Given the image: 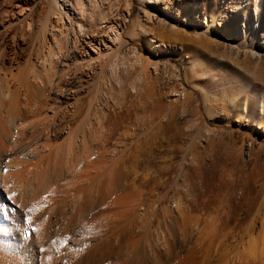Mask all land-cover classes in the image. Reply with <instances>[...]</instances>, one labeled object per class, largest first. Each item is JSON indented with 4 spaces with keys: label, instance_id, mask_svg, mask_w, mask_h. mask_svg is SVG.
I'll return each mask as SVG.
<instances>
[{
    "label": "rangeland",
    "instance_id": "1",
    "mask_svg": "<svg viewBox=\"0 0 264 264\" xmlns=\"http://www.w3.org/2000/svg\"><path fill=\"white\" fill-rule=\"evenodd\" d=\"M125 1L103 5L109 22L96 21L99 38L111 33ZM130 3L132 17L150 9L173 28L147 22L148 33L118 53L101 45L100 53L90 56L83 44L71 48L65 60L55 53L51 31L43 29L37 14L46 10L47 0H0V82L22 93L18 98L25 102L19 71L35 68V75L49 81L42 87L32 80L38 93L31 91L33 99L43 105L38 115L21 107V120L12 114L9 120L0 106V146L7 149L0 147V154L17 149L14 138L31 139L27 130L17 135L22 127L16 121L29 124L37 116L57 129L49 145L63 144L42 172L65 184L68 208H63L71 210L64 211L65 219L49 216L52 233L68 224L56 232L67 236L58 234L65 240L43 246L29 222L27 229L22 223L27 212L21 200H30L34 188H25L23 195L13 187L10 196L0 185V249H9L15 260L18 256V264H264V0H170L167 8L156 4L154 9L145 0ZM79 126L86 136L71 141L67 136ZM69 146L76 154L66 155ZM52 165L56 172L62 166L58 180ZM74 186H81L80 193ZM100 229L111 234L105 238Z\"/></svg>",
    "mask_w": 264,
    "mask_h": 264
},
{
    "label": "bare ground",
    "instance_id": "2",
    "mask_svg": "<svg viewBox=\"0 0 264 264\" xmlns=\"http://www.w3.org/2000/svg\"><path fill=\"white\" fill-rule=\"evenodd\" d=\"M40 0H35V3H39ZM109 1V0H108ZM128 5H126L125 8H123V11H119L118 12V16L117 18L115 19L114 21V25L112 26L111 24V27H109V25L107 27H109V32L111 31V33H107V36L104 38V39H101L98 37L99 35V32L102 31L101 27L98 25V23L96 22L98 19L102 18L104 19L103 22H109L107 20V13H109V11H104L103 9V5L106 4L107 0H47V8L46 10H39V12H37V14H40V18L42 19L41 23H42V27H44L43 29L46 30L49 28V30L51 31V34H52V45L53 47L56 48L57 53L58 54V57L61 58V57H64L67 56V53H69L68 51L71 49V48H74L77 47L78 45H83V44H86L89 49L88 50V54L90 56H93L92 55V52L93 54H97V53H100V50H101V45H103L107 50H110V52H116L118 53V51L123 48V47H126L128 45H130L132 43V41L134 40L135 36H138V35H142V34H147L148 33V29H147V26H146V23L148 22H153L155 21V23H157V25L159 26H172L173 28V25H171L169 22H168V19H163V17L159 16V14L156 12V11H151L150 9H145V11H143V16H139L137 15L136 17H132V3H130V1L132 0H126ZM125 1V2H126ZM148 4H149V7L150 8H153L156 6L157 4V8H159L160 4H164L165 8H167V2H169L170 0H163V3L159 2L160 0H145ZM153 1H156L157 3L155 4ZM180 1H183V0H180ZM256 1V0H255ZM159 2V3H158ZM258 2V1H257ZM109 3V2H108ZM110 4V3H109ZM36 5V4H34ZM125 5V4H124ZM247 6V5H246ZM34 8V6H33ZM37 9V8H36ZM45 9V8H44ZM6 10V9H5ZM106 10V9H105ZM21 11V10H20ZM19 11V12H20ZM32 11H34L32 9ZM54 11V13H52ZM22 12V11H21ZM25 12V11H24ZM42 12V13H41ZM15 13V12H14ZM26 13V12H25ZM19 14V13H18ZM21 14V13H20ZM15 16V15H14ZM1 17V16H0ZM3 17V16H2ZM25 17V16H24ZM35 17V16H34ZM39 17V16H37ZM144 18L143 19H141ZM19 18V17H18ZM26 18V17H25ZM3 19V18H2ZM39 19V18H38ZM100 19V20H102ZM24 20V18L21 19L20 22H22ZM26 20V19H25ZM31 20V18H30ZM37 20V19H36ZM172 19H170L169 21H171ZM3 21V20H2ZM39 21V20H38ZM144 21V22H143ZM19 22V20L17 21ZM25 23V21H23ZM32 22V21H31ZM35 22V21H34ZM102 22V21H101ZM15 23V22H14ZM39 23V22H38ZM150 24V23H149ZM14 25V24H13ZM29 25H30V22H29ZM39 25V24H38ZM4 26V25H3ZM104 26V25H103ZM102 26V27H103ZM48 27V28H47ZM11 28V27H10ZM39 28V27H38ZM46 28V29H45ZM111 28V30H110ZM9 29V28H8ZM11 30V29H10ZM104 30V29H103ZM40 31V30H39ZM43 31V30H41ZM46 36V35H45ZM37 41V40H36ZM151 41L153 43H158V41H156L155 38L151 39ZM160 44H157V46H159ZM52 47V46H50ZM135 48V46H133ZM40 48V47H39ZM79 49V48H78ZM39 50V49H38ZM50 50V49H49ZM55 51V49H52V51ZM40 51V50H39ZM38 51V52H39ZM78 51V50H77ZM132 53L133 55L136 54V51L132 48ZM4 52V51H3ZM36 52V51H35ZM38 52L36 54H38ZM72 53V51H71ZM73 53L76 54V52H74L73 50ZM51 54V52H50ZM49 54V55H50ZM112 54V53H111ZM138 54V53H137ZM136 54V56H138ZM2 55V54H1ZM72 55V54H71ZM78 54L74 55L75 57L77 56ZM142 55V54H141ZM141 55L139 56L141 58ZM73 56V55H72ZM3 57V56H2ZM55 57V56H54ZM57 57V56H56ZM67 57H70V56H67ZM78 57V56H77ZM50 58V57H49ZM48 59V58H47ZM56 59V58H55ZM73 59V58H71ZM77 59V58H76ZM3 60V59H2ZM39 60V59H38ZM52 60V59H51ZM57 60V59H56ZM66 60V58H65ZM143 60V59H142ZM141 60V62H142ZM47 61V60H46ZM45 61V62H46ZM28 62V61H27ZM144 62V61H143ZM49 63H51L49 61ZM56 63V62H55ZM58 63V62H57ZM27 64V63H26ZM34 64V63H33ZM43 64V63H42ZM48 64V63H47ZM37 66V65H36ZM53 66V65H52ZM33 67V66H32ZM54 67V66H53ZM51 67V68H53ZM41 68V67H40ZM50 68V67H49ZM7 69V68H6ZM21 69V68H20ZM25 70V68H23ZM35 68H33L32 70H34ZM56 69V68H55ZM16 70V69H15ZM24 70H21L19 71V78H17V83H18V86H21L20 89H24V95H25V102H22V106H21V102L18 98V96H20L21 94L18 93V91L16 90H11L12 88H6L4 86L5 82L1 83L0 82V106L6 110L9 115L7 114V119L10 118V114H12V118L13 116L17 118V116L19 115V111H21V107L24 108L28 115L31 114L32 117L33 115H38L39 114V111H40V108H42L41 104H38L40 101L37 102V100L35 99H38V98H35L33 99L34 97V94H31V91H34L35 89V85H32V83L36 80L42 87H44L45 85H47L49 83V81L45 78V77H41L37 74L36 75L34 74V72H32V70L30 71V68L28 71L30 72H26ZM4 71V70H2ZM7 71V70H6ZM14 72V71H13ZM12 72V73H13ZM36 73V72H35ZM51 73V72H50ZM5 74V73H4ZM11 74V73H10ZM13 75V74H12ZM18 76V75H17ZM3 77V75H2ZM12 77V76H11ZM15 79V78H14ZM49 79H51V77L49 76ZM53 79V78H52ZM5 80V79H4ZM11 80V78L9 79ZM32 80H34L32 82ZM0 81H1V75H0ZM52 81V80H50ZM12 82V81H11ZM36 82V83H37ZM10 84V83H9ZM38 84V85H39ZM95 84V83H93ZM8 85V83H7ZM11 85V84H10ZM9 85V87H10ZM97 84H95L96 86ZM32 86L35 88L33 89ZM48 86V85H47ZM40 87V86H39ZM33 89V90H32ZM46 88L42 89L43 91H45ZM37 90H35V93L38 94L36 92ZM41 92V91H40ZM33 93V92H32ZM42 94V93H41ZM33 95V96H32ZM36 97V96H35ZM41 99V97H40ZM43 101V99H42ZM45 102V101H44ZM44 104V103H43ZM45 105V104H44ZM90 107V106H89ZM1 108V109H2ZM75 108H78L77 106ZM73 109V108H72ZM79 109V108H78ZM89 109V108H88ZM3 110V111H4ZM25 110H22L24 114V111ZM71 110V109H70ZM74 110V109H73ZM90 110V109H89ZM42 111V109H41ZM73 112H76V109L75 111ZM2 113V112H1ZM41 113V112H40ZM89 112H87V116H89L88 114ZM21 114V115H22ZM80 114V112H79ZM45 116H43L44 118L46 117V114H44ZM52 115V114H51ZM54 115V114H53ZM53 115H52V118H53ZM59 115V113H58ZM65 115V114H63ZM78 115V113H77ZM50 116V115H49ZM55 116V115H54ZM79 116V115H78ZM3 117V116H2ZM1 117V118H2ZM9 117V118H8ZM19 117V116H18ZM23 117V116H22ZM21 117V118H22ZM26 117V116H25ZM24 117V118H25ZM31 117V116H30ZM29 117V118H30ZM35 117V116H34ZM73 117V116H72ZM37 120H34V121H31L29 124H24L22 125L23 123L21 122H18L16 121L15 119V124L18 125V129H19V126L21 130L17 131L18 134L17 135H20V134H24L25 133V130H27L29 133H30V136H31V139L25 143H23L22 141V137L20 138L21 142H16L15 140H17L16 138H14V140L12 139V142H13V145L17 146L14 151L11 150V148H9V150L7 151L8 153H3L0 154V185H2L4 187V191H5V194L6 195H10L12 194V188L15 187L14 189L18 188L20 191H24L25 188H34V193L30 195L31 198H29L30 200H21L22 201V205L24 206L26 212H27V215H26V218L25 220L23 219L22 223L24 224V226L26 227L27 229V226H26V221L29 222V225L31 226L33 232L36 234H38V239L41 240V242L43 243V246L44 244L46 245V241H50L53 242V246H56V243H58L57 241L60 239H64L65 238L63 237L65 234H60L62 232V228L65 227V224L64 227L60 229H55V231L52 233V228L50 229V225L51 223H49V220H51V218H49V216L51 217V215L55 218L59 217L60 219L62 217H64V215L66 213H64V211L66 212L67 210H64L63 207H67L66 205L64 206V203H65V199L64 198V195H65V192H66V188L67 187H64V185L62 184V182H55L54 178H52L54 181L52 182L51 180H48L46 179L47 176L45 175V173H43L42 171H44L43 169L47 170L49 168V161L51 160V156H52V153L54 155V152H57L58 151V148L60 149L61 148V145L63 144H60V143H57L59 145H57L56 147L54 146V148L52 147V145H49V143L52 141L50 140L49 141V136H53L55 137L54 135L57 133V129H52L49 125L46 126L45 123H42V120L39 119V117H37ZM35 118V119H36ZM48 117L45 118V120L47 119ZM74 118V117H73ZM4 119V118H3ZM2 119V120H3ZM6 119V120H7ZM20 119V117L18 118ZM54 119V118H53ZM88 119V118H87ZM11 120V119H9ZM21 120V119H20ZM26 120V118H25ZM8 121V120H7ZM22 121H23V118H22ZM85 121V119H84ZM11 121H9V124H10ZM13 123V122H12ZM87 123V122H86ZM2 125V124H1ZM7 125V124H6ZM14 125V124H12ZM82 125V124H80ZM3 129L5 128L4 125L2 126ZM14 127V126H13ZM16 127V126H15ZM83 127V126H82ZM84 128V127H83ZM2 130V129H0ZM90 130V129H89ZM9 133H7V132ZM91 131V130H90ZM5 132L7 134H9L8 136H10V130H9V127H8V130H5ZM4 132V133H5ZM24 132V133H23ZM2 133V134H4ZM6 134V136H7ZM16 134V133H15ZM11 135H14V134H11ZM25 135V134H24ZM23 135V136H24ZM79 135H81L82 137L86 136L84 130H82V128L77 127L73 132H71L67 138H71V141L73 140H77V139H73V138H77ZM87 135H88V132H87ZM21 136V135H20ZM80 136V137H81ZM13 137V136H12ZM11 137V138H12ZM88 137V136H87ZM85 137V138H87ZM2 138V137H1ZM8 138V137H7ZM19 138V136H18ZM25 138V137H23ZM41 138H44L45 142H42L40 141ZM29 139V138H28ZM83 139V138H82ZM1 140V139H0ZM9 140V139H7ZM19 140V139H18ZM17 140V141H18ZM23 140H26V139H23ZM42 140V139H41ZM68 140V139H67ZM66 140V141H67ZM79 140V139H78ZM84 140V139H83ZM87 140V139H86ZM40 141V142H39ZM65 141V142H66ZM85 141V140H84ZM64 142V143H65ZM77 142V141H76ZM74 142V143H76ZM86 142V141H85ZM1 143L3 144V139L1 141ZM50 143V144H51ZM72 143V142H71ZM83 143V142H82ZM68 145H70L69 141L67 143ZM67 144L65 146H67ZM81 144V143H80ZM252 144V143H251ZM1 145V144H0ZM6 145V144H5ZM75 145V144H73ZM64 146V145H63ZM62 146V149L64 148ZM72 147V145H70ZM70 146L69 148L67 147V152H66V155L68 153V156H70V154L72 155V153H75L76 154V151L74 152L72 149H70ZM76 146V145H75ZM89 146V145H88ZM2 147V146H0ZM4 147V146H3ZM2 147V149L5 151L7 149H4ZM8 147V146H7ZM78 147H79V143H78ZM73 148V147H72ZM76 148V147H75ZM1 149V148H0ZM1 149V151H3ZM61 149V150H62ZM66 149V147H65ZM68 149H70V151L72 150L73 152L69 153ZM87 149V148H86ZM64 150V149H63ZM62 150V152H63ZM75 150V149H74ZM25 152V153H24ZM65 152V151H64ZM1 153V152H0ZM19 156H15V155H18ZM59 155L61 154L60 151L58 152ZM14 154V156H12ZM77 154H79L77 152ZM64 155V156H66ZM58 155L55 154V157H57ZM68 156L66 159H68ZM77 156V155H76ZM74 154H73V157L75 158L76 157ZM55 157H53L56 161L58 159H60L58 157V159H56ZM71 157L69 160L71 162V160H73ZM81 157V155H80ZM61 158H62V154H61ZM65 158V157H64ZM77 158V157H76ZM81 159V158H80ZM68 160V161H69ZM76 160V159H75ZM74 160V163H76ZM82 160V159H81ZM54 161H51L53 162L52 164H56L57 166V163H54ZM59 161V160H58ZM61 161V160H60ZM59 161V163H60ZM65 161V160H64ZM50 162V163H51ZM73 162V161H72ZM62 163V161H61ZM74 163L72 166H74ZM79 163V161H78ZM53 165H52V169H53ZM60 165V164H58ZM66 165V164H64ZM67 166V165H66ZM65 166V168H66ZM80 166V165H79ZM61 167L62 166H59L58 167V172H56V168L54 166V169L55 170V173H58L56 175L57 177V180L60 178V174H61ZM70 167V166H69ZM63 168V169H65ZM71 168V167H70ZM75 169V168H74ZM82 169V168H81ZM66 170V169H65ZM53 172V171H51ZM65 172V171H64ZM74 172V171H73ZM82 172V171H81ZM42 173V177L43 178H40L39 175ZM47 173V172H46ZM63 173V172H62ZM79 173H80V170H79ZM52 176H54L52 173H51ZM82 175V174H81ZM46 176V177H44ZM76 176V175H75ZM63 177V176H62ZM51 178V177H50ZM75 178V177H74ZM80 178V177H79ZM65 179V178H63ZM62 179V180H63ZM81 180V179H79ZM64 181V180H63ZM83 181V180H82ZM36 182V183H34ZM3 183V184H2ZM73 183V182H72ZM74 183H79V182H74ZM111 183V182H110ZM67 184V183H66ZM82 184V183H81ZM69 185V183L67 184ZM73 185V184H71ZM75 185V184H74ZM82 186V185H81ZM81 186L79 187H76V190L79 191L81 190ZM73 187V186H72ZM74 188V189H75ZM78 188V189H77ZM13 189V190H14ZM0 190H2L0 188ZM26 190V192H27ZM31 190V189H29ZM71 190V189H70ZM69 189H67V191H70ZM22 191V193H23ZM75 191V190H74ZM71 192V191H70ZM68 192V193H70ZM76 192V191H75ZM30 193V192H29ZM80 193V191H79ZM17 194V193H16ZM28 193H26L27 195ZM67 194V193H66ZM74 194L72 198L75 197V194L76 193H72ZM22 195V194H20ZM23 195H25L23 193ZM28 196V195H27ZM29 197V196H28ZM67 197V196H65ZM69 197V196H68ZM24 198V197H22ZM27 198V197H26ZM71 198V197H69ZM77 199V197H75V200ZM85 199V198H84ZM16 200V199H15ZM69 200V199H68ZM90 200V199H89ZM2 201V200H0ZM77 201V200H76ZM70 202V201H69ZM74 202V201H73ZM73 202H71L73 204ZM79 202V201H78ZM67 203V202H66ZM81 203V201L79 202V204ZM1 204V202H0ZM85 206H86V203H84ZM83 204V205H84ZM3 205V203L1 204V206ZM78 205V203H77ZM75 205L74 208L75 209H78V206ZM81 206V205H80ZM92 206V205H90ZM27 207H28V210H27ZM105 207V206H104ZM127 207V206H126ZM68 208V207H67ZM73 208V209H74ZM84 208V207H83ZM82 208V210H84ZM92 208V207H91ZM112 208V207H111ZM72 209V210H73ZM120 210V209H119ZM69 211L71 212V210L69 209ZM67 211V212H69ZM74 211V210H73ZM72 211V213H73ZM103 211V210H102ZM123 211V210H122ZM78 212H79V209H78ZM84 212V211H83ZM74 213L76 214V212L74 211ZM85 213V212H84ZM102 213V212H101ZM108 213V211H107ZM117 213V212H116ZM75 214H73L75 216ZM82 214V213H80ZM97 214V213H95ZM104 214H106V212L104 211ZM123 214V213H122ZM67 215H69V213H67ZM71 215V214H70ZM69 215V216H70ZM72 215V216H73ZM103 215V213H102ZM82 216V215H81ZM80 216V217H81ZM99 216V215H98ZM108 216L110 217L109 213H108ZM116 216V215H115ZM123 216V215H122ZM79 217V216H78ZM79 217V218H80ZM93 217V215H92ZM107 217V214L106 216ZM119 217V216H118ZM3 217H0V225H3ZM58 218V220H59ZM67 218V217H64V219ZM71 218V217H70ZM68 218V220L70 219ZM94 218V217H93ZM98 219V217H95V219ZM114 218V217H112ZM110 217V219H112ZM63 219V218H62ZM93 219V220H95ZM73 220V219H71ZM91 220V219H90ZM61 221V220H60ZM66 221V220H65ZM75 222V218L73 220ZM79 221V220H78ZM77 221V222H78ZM101 221V220H100ZM106 221V220H105ZM109 221V220H108ZM112 221V220H110ZM110 221L108 222L107 225H110L111 223L113 224V222L110 223ZM121 221V220H120ZM6 222V221H5ZM8 222V221H7ZM6 222V223H7ZM87 222V221H86ZM92 220L91 223L92 224ZM6 223H5V226H6ZM9 223V222H8ZM7 223V226L9 225ZM66 223H72V225H74L73 222L71 221H66ZM79 223V222H78ZM101 223V222H100ZM104 223V222H103ZM110 223V224H109ZM117 223V222H116ZM47 224H50V225H47ZM86 224L85 222L83 223V225ZM91 224H88L89 227H92L94 224L96 226V223H93L92 226H90ZM105 224V223H104ZM105 224V225H106ZM111 224V226H112ZM115 224V222H114ZM54 225V224H53ZM62 225V226H63ZM77 225V224H76ZM82 225V223H81ZM101 225V224H100ZM100 225L98 224V226L100 227ZM105 225H102L104 228H105ZM106 225V226H107ZM4 226V225H3ZM10 226V225H9ZM66 226L68 227V224H66ZM75 226V225H74ZM73 226V227H74ZM85 226V225H84ZM87 226V225H86ZM101 226V227H102ZM111 226H108L111 230ZM11 227V226H10ZM10 227H6V230ZM65 227V228H67ZM72 227V228H73ZM98 227V228H99ZM100 227V228H101ZM117 227V226H116ZM103 228V229H104ZM12 229V228H11ZM7 230V231H8ZM69 230V229H67ZM67 230L64 231L65 233H67ZM87 230V229H86ZM94 230V229H93ZM101 230V229H100ZM109 230V231H110ZM57 231H61L60 233L58 232V234L60 235H63L61 236L60 238L58 237V234H56ZM79 231H81V229L79 228ZM78 231V232H79ZM83 231V230H82ZM81 231V233H82ZM103 231V230H101ZM99 231V232H101ZM106 231V228L105 230ZM101 232L102 233H105V232ZM112 231V230H111ZM84 234L87 233V231L85 232V230L83 231ZM94 232V231H93ZM96 232V230H95ZM98 232V230H97ZM95 234L99 236V234ZM108 232V231H107ZM106 232V233H107ZM80 233V232H79ZM89 233V232H88ZM87 233V234H88ZM105 233V238L107 236V234ZM109 234H111L110 232H108ZM83 234V233H82ZM114 234V233H113ZM112 234V235H113ZM34 235V234H33ZM32 235V236H33ZM59 235V236H60ZM89 236L91 235L90 233L88 234ZM3 236V235H2ZM67 236V234L65 235ZM92 236V235H91ZM94 236V237H95ZM101 236V235H100ZM103 236V235H102ZM101 236V237H102ZM103 236V237H104ZM110 236V235H109ZM108 236V237H109ZM114 236V235H113ZM112 236V237H113ZM93 237V236H92ZM101 238L103 240H105L104 238ZM111 237V236H110ZM109 237V238H110ZM9 238V237H7ZM88 238V236H87ZM1 233H0V241H4V240H1ZM5 239V238H3ZM82 239V237H81ZM80 239V240H81ZM93 239V238H92ZM100 239V237H99ZM111 239V238H110ZM7 240H10L7 239ZM6 240V241H7ZM33 240V239H32ZM59 240V241H60ZM107 240V239H106ZM253 240V239H252ZM38 241V240H37ZM62 241V240H61ZM60 241V242H61ZM108 241H110L108 239ZM33 242V243H32ZM31 243L34 244V240L32 241ZM107 241H104L103 243L106 244ZM111 242V241H110ZM219 242V241H218ZM263 242V241H262ZM2 243V242H1ZM63 243V242H62ZM66 243V242H65ZM102 243V244H103ZM108 243V242H107ZM49 244V243H48ZM100 244V245H102ZM112 244V243H111ZM5 244H3L4 246ZM227 245V244H226ZM98 246V245H97ZM256 246V245H255ZM7 247V245H6ZM64 247V246H63ZM226 247V246H225ZM4 247H2L0 249V264H18L16 263L17 261L20 262L18 259L19 257L17 256L18 259H14V257H12L10 254H8L9 249L7 251V249L5 250V248L3 249ZM96 249H100L99 246L98 248L95 246ZM110 248V247H109ZM88 249V248H87ZM229 249V248H228ZM251 249V248H250ZM254 249V248H253ZM11 250V249H10ZM12 251V250H11ZM61 251V250H59ZM95 251V250H94ZM93 252V251H92ZM108 252V251H107ZM253 252V251H251ZM65 253V252H64ZM78 253V252H77ZM96 253V252H95ZM104 254V253H103ZM259 254V253H258ZM13 255V254H12ZM79 255V254H78ZM253 255V254H251ZM14 256V255H13ZM94 258V256H93ZM22 261V260H21ZM73 262V261H72ZM78 262V261H77ZM76 262V263H77ZM20 264V263H19ZM27 264V263H26ZM74 264V262H73Z\"/></svg>",
    "mask_w": 264,
    "mask_h": 264
}]
</instances>
